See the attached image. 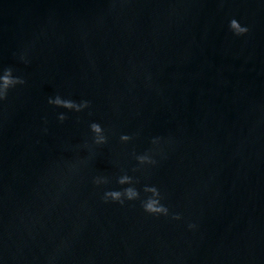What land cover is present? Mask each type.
I'll return each mask as SVG.
<instances>
[{"label":"water","instance_id":"95a60500","mask_svg":"<svg viewBox=\"0 0 264 264\" xmlns=\"http://www.w3.org/2000/svg\"><path fill=\"white\" fill-rule=\"evenodd\" d=\"M2 67L25 83L0 102V264H264V0H0ZM90 120L108 143L70 170ZM153 135L172 143L137 175L178 221L100 199Z\"/></svg>","mask_w":264,"mask_h":264},{"label":"clouds","instance_id":"9594fccd","mask_svg":"<svg viewBox=\"0 0 264 264\" xmlns=\"http://www.w3.org/2000/svg\"><path fill=\"white\" fill-rule=\"evenodd\" d=\"M228 29L235 36H242L249 31L246 24H242L235 17L228 20ZM20 59L28 63L24 55ZM150 78V77H149ZM25 80L22 76L14 74L12 67L0 68V102L4 101L10 89L18 85H23ZM47 104L55 108L65 109L70 112L79 113L90 108L91 101L85 98L79 100L69 96L56 93L48 96ZM67 118L66 111L56 113V119L63 122ZM90 137L86 138L78 148L86 149L87 155L77 157L75 161L67 162V167L70 170H77L79 166L86 165L95 154L96 148L108 143L109 132L104 125L97 120H90L87 124ZM45 132L47 129H43ZM139 135L138 132L128 133L120 132L118 141L121 144H128ZM172 143L171 137H163L153 135L148 139V146L141 151L133 150L129 153L130 159L134 161L128 168L121 167L118 174L114 176V183L119 187H105L100 194V199L104 203H114L121 206L130 202H137L143 212L158 217L169 218L174 221L182 219V213L172 211L168 204L164 202L165 197L160 188L156 184L144 183L140 184V175L158 165L159 160L166 155L165 147ZM113 177L103 173H97L91 177V183L94 186H104L111 183ZM139 185V187H138ZM186 227L189 230H195L197 224L193 221H188Z\"/></svg>","mask_w":264,"mask_h":264}]
</instances>
